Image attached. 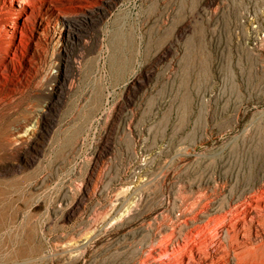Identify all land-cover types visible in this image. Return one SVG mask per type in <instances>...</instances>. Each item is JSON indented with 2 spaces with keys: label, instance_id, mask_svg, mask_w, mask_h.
I'll return each mask as SVG.
<instances>
[{
  "label": "rangeland",
  "instance_id": "rangeland-1",
  "mask_svg": "<svg viewBox=\"0 0 264 264\" xmlns=\"http://www.w3.org/2000/svg\"><path fill=\"white\" fill-rule=\"evenodd\" d=\"M12 6L0 264H264V0Z\"/></svg>",
  "mask_w": 264,
  "mask_h": 264
},
{
  "label": "bare ground",
  "instance_id": "bare-ground-1",
  "mask_svg": "<svg viewBox=\"0 0 264 264\" xmlns=\"http://www.w3.org/2000/svg\"><path fill=\"white\" fill-rule=\"evenodd\" d=\"M25 1H32V0H10L11 4L16 3V9L13 8V6H12L13 9L10 10L11 16H15L16 20H17L16 23L14 24L13 28H12L14 31L16 29H22L23 27H25V25L29 22L30 17L32 16V8H30V7H22L19 10V8L17 6V4L19 2L21 3V2H25ZM17 14H18V16H17ZM66 19H64V20L68 21Z\"/></svg>",
  "mask_w": 264,
  "mask_h": 264
}]
</instances>
